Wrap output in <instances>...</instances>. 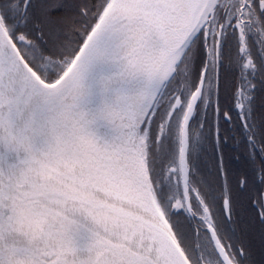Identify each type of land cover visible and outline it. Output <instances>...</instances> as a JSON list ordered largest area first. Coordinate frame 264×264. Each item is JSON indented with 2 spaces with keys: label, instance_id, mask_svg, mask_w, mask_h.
I'll list each match as a JSON object with an SVG mask.
<instances>
[{
  "label": "snow or ice",
  "instance_id": "1",
  "mask_svg": "<svg viewBox=\"0 0 264 264\" xmlns=\"http://www.w3.org/2000/svg\"><path fill=\"white\" fill-rule=\"evenodd\" d=\"M0 264H264V0H0Z\"/></svg>",
  "mask_w": 264,
  "mask_h": 264
},
{
  "label": "trees",
  "instance_id": "2",
  "mask_svg": "<svg viewBox=\"0 0 264 264\" xmlns=\"http://www.w3.org/2000/svg\"><path fill=\"white\" fill-rule=\"evenodd\" d=\"M223 93L224 92L222 91L221 94ZM224 94L227 95L226 93ZM220 103L223 106L230 103V101L229 99L223 98L220 99ZM227 135L229 139L227 147L224 149V157L230 172L237 173L242 171L248 173L249 175H257L255 170L259 169L260 167L259 157L256 158L255 163H252L248 156V148L243 142L241 135L238 132H229ZM233 135H235V139L232 138ZM214 138L215 136L213 129V139Z\"/></svg>",
  "mask_w": 264,
  "mask_h": 264
},
{
  "label": "flooded vegetation",
  "instance_id": "3",
  "mask_svg": "<svg viewBox=\"0 0 264 264\" xmlns=\"http://www.w3.org/2000/svg\"><path fill=\"white\" fill-rule=\"evenodd\" d=\"M223 98H225V99H229V98H228V96H227V95H225L224 93H223V94H221V96H220V99H223Z\"/></svg>",
  "mask_w": 264,
  "mask_h": 264
}]
</instances>
